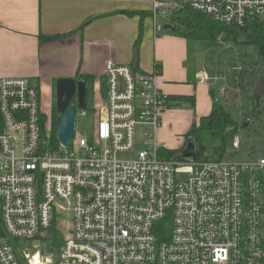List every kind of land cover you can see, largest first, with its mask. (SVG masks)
Returning <instances> with one entry per match:
<instances>
[{
	"label": "built area",
	"instance_id": "2783aa9c",
	"mask_svg": "<svg viewBox=\"0 0 264 264\" xmlns=\"http://www.w3.org/2000/svg\"><path fill=\"white\" fill-rule=\"evenodd\" d=\"M176 5L234 28L264 22V0ZM154 8L165 13L167 4L156 0ZM220 51H230L232 60L223 69L215 57L213 74L205 71L201 79L224 80L219 95L229 100L226 74H232L248 111L256 112L239 118L231 150L240 153L243 132L260 127L264 115V95L256 108L247 99L264 65L250 62V54L258 60L251 50L226 45ZM105 70L101 119L92 136L75 130L76 143L68 146L53 134L41 88L27 77H0V264H264V140L258 137L254 149L249 141L246 160L174 161L150 140L169 109L161 71L135 72L114 60ZM139 125L147 129L141 147ZM65 213L71 220L60 219ZM63 223L67 238L56 262L40 252L29 259L31 250L19 246Z\"/></svg>",
	"mask_w": 264,
	"mask_h": 264
},
{
	"label": "crops",
	"instance_id": "0c3cea01",
	"mask_svg": "<svg viewBox=\"0 0 264 264\" xmlns=\"http://www.w3.org/2000/svg\"><path fill=\"white\" fill-rule=\"evenodd\" d=\"M155 1L0 0V77H27L43 95L51 96L59 78L85 81L84 77H92V88L103 87L105 93L108 60L130 65L135 72L160 70L158 84L166 95L194 96L196 100L195 111L178 115L180 110H168L154 132L153 139L162 148L179 150L173 142L179 139L178 129L168 122L177 120L184 132L190 121L192 127L199 125L211 114L217 96L214 83L201 79L205 71L194 69L189 39L171 29L163 33ZM162 1L167 4L168 24L178 7L176 0ZM188 139L181 140V148Z\"/></svg>",
	"mask_w": 264,
	"mask_h": 264
},
{
	"label": "rangeland",
	"instance_id": "374dc122",
	"mask_svg": "<svg viewBox=\"0 0 264 264\" xmlns=\"http://www.w3.org/2000/svg\"><path fill=\"white\" fill-rule=\"evenodd\" d=\"M169 10V9H168ZM189 15L188 11H185V13H183V16H181V20L180 22H182L183 19H186L187 16ZM159 17L161 18V23H162V27H163V33H170V29H166L165 28V24H166V19L167 16L165 13L161 12ZM221 36H219L218 41L220 39ZM230 37V36H229ZM243 38V37H242ZM221 42H226L224 40V38H222L219 42V45L221 44ZM188 49L190 51V59L194 60L193 61V66L194 69L198 72L201 71H208V72H212V70L215 67V64L213 62L214 58L217 57L219 60V64H217V66H220L221 68H225L224 67V63L226 61V59L229 58V60H232V57L230 56V51H223L221 52V49H224L227 46H235L239 49H243V50H251V51H255L256 48L252 45H246V44H235L234 42H232L231 40H228L225 45H221V46H216V47H208L206 46L207 42L204 41H198V40H188ZM222 43V44H223ZM229 44V45H228ZM231 69V66L228 65V70ZM258 75V73H257ZM253 76H256V72L253 74ZM226 77L228 78V82L231 84L232 89L227 90V92L229 93V100L226 98H223L219 95V88L221 85H223V81L224 80H219V82H215L213 84V89L216 92V96L218 99L222 100V102H224V104L227 105L228 110L232 113V115L236 118H240L243 115L247 114V110H246V103L245 101H247L245 99L244 96L240 95L237 93V89L234 88L235 82L233 81L232 78V74H226ZM212 82V81H211ZM31 83L33 84H37L35 81H32ZM89 88V86H88ZM103 87L100 88V90L98 89H94V92H91L92 95H90L89 98H87L86 101V108L85 109H81V108H77V119H76V133L78 134H86L88 136H92L93 132L95 130L96 124L98 123V121L101 119V114H100V107L99 104L102 105V102H104V92L102 90ZM245 91V89H244ZM56 93L52 94L51 96H45L42 95V102H43V106L45 107L48 116L52 115V110L53 107L56 106ZM242 96V97H241ZM243 99V101L240 100ZM227 100V101H225ZM75 103L77 104V101H75ZM196 106L193 108L191 105L189 104H185L183 106H178V107H173L171 108L172 110L176 111V110H180V112L178 113V115H181V111H187V110H192L195 111ZM168 109V110H171ZM166 110L163 113L164 114L168 111ZM162 122H163V117H162ZM259 125L254 124L250 133L247 132H243L246 133L244 138L246 139V144H244L242 146V149L240 151V153L235 152L234 150H231L232 147L228 148L225 151V157L228 158L229 161H241V160H246L250 157V151H249V141H251V145L250 148H258V137L261 138L262 140H264V115H259ZM189 126L188 129L190 130V128L192 127V122H189ZM162 125V124H161ZM164 125H165V121H164ZM168 125L170 127H176L178 129V138L174 140V145L175 147H177L176 153L180 154L181 151L184 148H181L182 146H184L182 144L183 139H185V137L187 136L189 130L185 131L184 130H180L181 125L179 126L177 120H171L170 122H168ZM168 126V127H169ZM147 129L146 127H143L141 125L137 126L136 128V142H137V146L141 147L143 146V142L146 139V137L143 135V132H145ZM259 133H258V132ZM184 132V133H183ZM152 141V144L154 142V139L151 138L150 139ZM182 140V141H181ZM76 143V141L74 139L71 140V145H74ZM198 144V148H199V143ZM212 144V143H211ZM212 147H215L214 144H212ZM260 148H264V143L261 146L260 144ZM139 149V148H137ZM213 149V148H211ZM175 151V150H174ZM211 150H209L210 152ZM212 152V151H211ZM67 216H69V220H71V215L68 214H63L61 216L60 219H64ZM56 231V235L54 234V232L52 230L50 231H45L44 234H42V237L35 242H31L29 244H26L24 246V244L20 243L19 246L20 247H28V249H30L31 251H28V253L31 254V256L29 257V259H32V254L40 252L43 258H50L53 260V263L56 262V258H57V253L58 250L61 246V244L63 243V241L67 238L65 234H67L68 229L67 226L63 223L62 225L59 226V229L55 228ZM63 234V235H62ZM56 241V242H55Z\"/></svg>",
	"mask_w": 264,
	"mask_h": 264
},
{
	"label": "trees",
	"instance_id": "16d2710c",
	"mask_svg": "<svg viewBox=\"0 0 264 264\" xmlns=\"http://www.w3.org/2000/svg\"><path fill=\"white\" fill-rule=\"evenodd\" d=\"M185 11H188L189 15L186 19H183L182 22H180L181 16L185 17L183 16ZM171 24L176 28L174 34L185 37L189 40L207 42L206 46L208 47L219 46V36H222L226 42L231 40L235 44L252 45L256 48L254 52L258 57V60L254 58L253 54H250V62H259L264 65V22L250 24L243 28H234L226 26L203 13L196 12L187 6H183L175 9ZM54 38L56 37L48 36V39ZM258 73L256 80H253L251 83L253 86L256 85L257 79L264 75L263 68L258 69ZM83 79L87 82V101V98H89L90 95H92L91 92H93V78L84 77ZM242 86V88L245 89V86ZM247 99L252 104L253 108H256V100L254 97L251 96ZM168 100L169 109L183 106L185 104H189L193 108L196 106L194 96L169 95ZM247 104L245 108L248 111ZM253 113L255 114L256 112H251L250 110L247 115H252ZM61 117L62 115L57 111L56 106H54L51 115V124L53 126V134L55 137ZM44 118L46 119V116ZM239 123V118L232 115L228 110L227 105L224 104L222 100L214 97L211 114L207 117H203L199 125L195 124L187 135L188 138L194 137L196 143H199V148L197 144L196 156L198 158L202 156L222 158L225 155V151L232 146V140L234 134H236L239 128ZM211 143L214 144L215 147H212L213 145ZM162 150L167 156L177 155L176 150L174 151L167 148H162ZM209 150L212 152H209ZM52 231L55 235L57 234L54 228H52Z\"/></svg>",
	"mask_w": 264,
	"mask_h": 264
},
{
	"label": "water",
	"instance_id": "95a60500",
	"mask_svg": "<svg viewBox=\"0 0 264 264\" xmlns=\"http://www.w3.org/2000/svg\"><path fill=\"white\" fill-rule=\"evenodd\" d=\"M166 29L175 30L176 28L168 23ZM264 95V75H262L254 89V99L260 102ZM87 84L77 78H59L56 82V108L62 115L57 129L58 139L64 146H68L70 140L75 137L77 108H86ZM77 101V104L75 103ZM247 122L245 126H247ZM197 143L194 137L188 139L186 147L173 157L174 161L190 159L196 156Z\"/></svg>",
	"mask_w": 264,
	"mask_h": 264
},
{
	"label": "flooded vegetation",
	"instance_id": "af4514ba",
	"mask_svg": "<svg viewBox=\"0 0 264 264\" xmlns=\"http://www.w3.org/2000/svg\"><path fill=\"white\" fill-rule=\"evenodd\" d=\"M55 98H56V96H55Z\"/></svg>",
	"mask_w": 264,
	"mask_h": 264
}]
</instances>
